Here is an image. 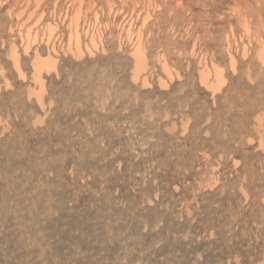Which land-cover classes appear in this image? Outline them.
Here are the masks:
<instances>
[{
    "label": "rangeland",
    "instance_id": "1",
    "mask_svg": "<svg viewBox=\"0 0 264 264\" xmlns=\"http://www.w3.org/2000/svg\"><path fill=\"white\" fill-rule=\"evenodd\" d=\"M0 264H264V0H0Z\"/></svg>",
    "mask_w": 264,
    "mask_h": 264
},
{
    "label": "bare ground",
    "instance_id": "2",
    "mask_svg": "<svg viewBox=\"0 0 264 264\" xmlns=\"http://www.w3.org/2000/svg\"><path fill=\"white\" fill-rule=\"evenodd\" d=\"M12 55H13L14 58H17L15 50H12ZM133 56H134V59H135V66H136L137 73H139V72H141L142 70L145 69L144 65H145V62H146L145 54H144L143 50L141 49V47H137L134 50ZM34 65L36 67V71H38L39 73L41 71H43V70H46V69H50L51 70L52 68H55V62L54 61L43 60L39 56L36 57ZM36 80L39 83H41V78H40L39 75L36 77Z\"/></svg>",
    "mask_w": 264,
    "mask_h": 264
}]
</instances>
